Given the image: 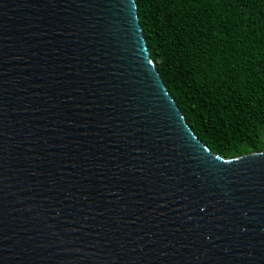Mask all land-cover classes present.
<instances>
[{
	"label": "water",
	"instance_id": "95a60500",
	"mask_svg": "<svg viewBox=\"0 0 264 264\" xmlns=\"http://www.w3.org/2000/svg\"><path fill=\"white\" fill-rule=\"evenodd\" d=\"M0 264H264V151L197 137L136 0H0Z\"/></svg>",
	"mask_w": 264,
	"mask_h": 264
},
{
	"label": "trees",
	"instance_id": "16d2710c",
	"mask_svg": "<svg viewBox=\"0 0 264 264\" xmlns=\"http://www.w3.org/2000/svg\"><path fill=\"white\" fill-rule=\"evenodd\" d=\"M150 56L215 154L264 151V0H136Z\"/></svg>",
	"mask_w": 264,
	"mask_h": 264
}]
</instances>
